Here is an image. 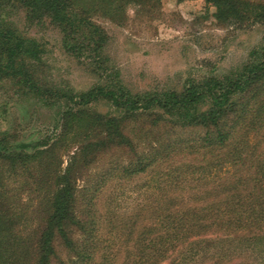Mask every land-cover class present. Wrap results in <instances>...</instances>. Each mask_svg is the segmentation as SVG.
Returning a JSON list of instances; mask_svg holds the SVG:
<instances>
[{
  "label": "trees",
  "instance_id": "16d2710c",
  "mask_svg": "<svg viewBox=\"0 0 264 264\" xmlns=\"http://www.w3.org/2000/svg\"><path fill=\"white\" fill-rule=\"evenodd\" d=\"M160 1L0 0V80L11 79L41 99L74 105L64 111L60 136L31 150L30 145L20 142L16 131L0 129V162L11 167L8 173L23 176L25 171L35 169L31 177L42 187L49 183L55 186L44 190L41 202L34 206L14 203L13 196H28L30 189L21 187L10 194V175L0 168V264H110L92 218L93 198L85 196V202L77 205L73 167L77 159L83 166L89 164L100 148L128 145L124 124L137 115H152L155 121L164 117L172 125L200 126L206 130L202 137L205 145H232L231 129L246 118L257 93L255 88L259 91L264 83V43L229 76L191 80L180 91L133 92L109 65L105 53L109 37L94 16L122 21L129 5ZM203 1L214 8L213 17L221 23H264V0ZM18 12L25 13L31 22L47 18L55 24L64 49L78 59H86L103 83L75 92L42 82L38 73L41 45L22 35L8 19ZM100 100L109 101L117 114L90 112L89 105ZM82 132L86 141H81L65 170L58 172L54 148L66 149ZM242 150V146H236L235 155L243 158ZM257 169L258 192L248 194L233 208L229 205L224 210L222 204V208L208 213V207L183 208L172 199L162 208L159 222L132 240L126 264H264V166L257 165ZM142 170L140 160L130 173ZM125 172L130 174L128 167ZM76 233L82 236L78 241ZM56 243L71 254L68 261L58 256ZM252 256L254 261L250 260Z\"/></svg>",
  "mask_w": 264,
  "mask_h": 264
},
{
  "label": "rangeland",
  "instance_id": "374dc122",
  "mask_svg": "<svg viewBox=\"0 0 264 264\" xmlns=\"http://www.w3.org/2000/svg\"><path fill=\"white\" fill-rule=\"evenodd\" d=\"M213 11L203 0H161L129 5L122 21L100 14L94 20L108 34V63L127 88L133 92L180 91L191 80L229 76L264 43V23H221L213 17ZM8 19L22 35L41 45L38 73L42 82L75 92L103 83L86 59H78L64 49L62 34L49 19L31 22L23 12ZM255 90L246 118L231 129L232 145H205L202 137L206 130L200 126L172 125L164 117L155 121L152 115L140 114L124 124L128 145L100 148L84 166L77 159L73 167L77 205L85 202V196L93 198L92 218L110 264L127 263L132 240L159 222L162 208L172 199L176 206L208 207L207 212L213 213L222 204L224 210L229 205L233 208L248 194L258 192L257 165L264 166V83ZM69 107L74 105L41 99L11 79L0 80V129L16 131L20 142L30 145L29 150L60 136L62 117ZM88 110L117 114L107 100L90 104ZM83 134L66 149L54 148L58 172L65 170L81 141H86ZM236 146H242L243 158L235 155ZM140 160L144 170L131 174ZM126 167L130 174L125 172ZM0 168L10 175V194L21 187L30 189L28 196H13L14 203L34 206L41 202L44 190L55 187L50 183L42 187L34 180L31 175L35 169L20 176L8 173V164L0 162ZM225 196H229L228 201ZM75 237L77 241L82 238L80 233ZM55 248L58 256L68 261L71 254L66 248L59 243Z\"/></svg>",
  "mask_w": 264,
  "mask_h": 264
}]
</instances>
